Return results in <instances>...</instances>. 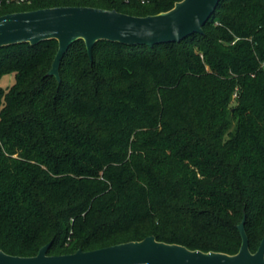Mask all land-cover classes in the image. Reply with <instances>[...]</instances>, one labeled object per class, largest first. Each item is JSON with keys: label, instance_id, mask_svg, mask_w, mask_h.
<instances>
[{"label": "trees", "instance_id": "16d2710c", "mask_svg": "<svg viewBox=\"0 0 264 264\" xmlns=\"http://www.w3.org/2000/svg\"><path fill=\"white\" fill-rule=\"evenodd\" d=\"M182 0H0V16L88 6L145 17ZM179 43L0 48V250L32 257L154 236L238 253L264 236V0H221ZM234 102V105L232 103Z\"/></svg>", "mask_w": 264, "mask_h": 264}, {"label": "water", "instance_id": "95a60500", "mask_svg": "<svg viewBox=\"0 0 264 264\" xmlns=\"http://www.w3.org/2000/svg\"><path fill=\"white\" fill-rule=\"evenodd\" d=\"M221 0H182L167 11L145 17L116 10L88 6H60L0 16V48L48 40L58 42L48 76L61 83L60 66L68 49L84 41L89 57L100 41L126 46L154 47L179 43L193 34H203V27L215 14ZM246 216L238 225L241 247L238 253L190 250L178 244L159 242L154 236L110 247L73 254L51 256L52 242L32 257L13 256L0 250V264H264V236L252 253L245 229Z\"/></svg>", "mask_w": 264, "mask_h": 264}, {"label": "rangeland", "instance_id": "374dc122", "mask_svg": "<svg viewBox=\"0 0 264 264\" xmlns=\"http://www.w3.org/2000/svg\"><path fill=\"white\" fill-rule=\"evenodd\" d=\"M14 84V75H6L0 80V86L8 90ZM234 105V102L232 103Z\"/></svg>", "mask_w": 264, "mask_h": 264}, {"label": "built area", "instance_id": "2783aa9c", "mask_svg": "<svg viewBox=\"0 0 264 264\" xmlns=\"http://www.w3.org/2000/svg\"><path fill=\"white\" fill-rule=\"evenodd\" d=\"M17 1H23V0H17ZM261 66L264 68V61L262 62Z\"/></svg>", "mask_w": 264, "mask_h": 264}]
</instances>
